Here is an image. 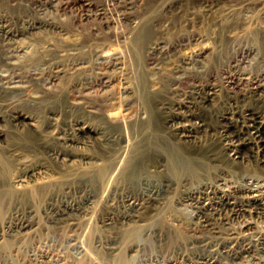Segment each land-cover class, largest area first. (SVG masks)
Listing matches in <instances>:
<instances>
[{
  "label": "bare ground",
  "instance_id": "bare-ground-1",
  "mask_svg": "<svg viewBox=\"0 0 264 264\" xmlns=\"http://www.w3.org/2000/svg\"><path fill=\"white\" fill-rule=\"evenodd\" d=\"M161 1V21L120 14L128 30L113 36L126 43L125 60L122 51L108 56L100 49L85 58L79 49L84 42L69 39L70 34L63 48L37 36L41 30L61 32L56 20L21 18L12 28L9 22L4 24L10 20L5 13L11 5L0 4V13L4 12L0 15V245L36 236L41 228L90 231L103 199L101 226L130 230L108 242L96 238L114 254L133 229L157 226L170 208L188 204L195 215L188 226L191 239L184 247L194 252H180L168 264H178V258L191 264H219L223 258L224 264H264V229L256 224L264 219V78L239 91L246 78L241 73L238 79L230 77L224 90L212 83L192 86L187 94L181 86L206 68L207 49L181 53L184 46L198 41L195 35L169 46L152 36L154 27H165L171 17H185L192 25L197 20L194 9L186 10L182 0ZM130 2L124 0V5ZM215 7L211 1L203 11ZM22 36L48 42L40 51L49 55L44 58L49 65L46 78L38 70L25 72L24 61L19 62L24 55L17 45ZM142 48L153 81L135 66ZM125 61L137 72L134 84L122 87L127 94L125 112L113 117L104 108L112 102L109 94L99 103L87 96L90 72L96 67L122 69ZM82 74L84 79L73 80ZM58 78H65V84L57 85ZM41 79L50 86L40 84V93L30 94L26 81ZM98 84L107 86L101 79ZM36 205H42L43 222L34 216ZM166 231L168 240L175 238L169 226ZM160 232L147 231L157 236ZM142 245L134 243L129 250Z\"/></svg>",
  "mask_w": 264,
  "mask_h": 264
},
{
  "label": "rangeland",
  "instance_id": "rangeland-1",
  "mask_svg": "<svg viewBox=\"0 0 264 264\" xmlns=\"http://www.w3.org/2000/svg\"><path fill=\"white\" fill-rule=\"evenodd\" d=\"M13 1L15 2L13 3ZM129 1H131V4L124 5V0H0V4H4L6 6L11 5L9 6L10 9H8V11H6L5 13L6 18L10 20L3 23L7 24L9 22V25L12 26V28H15V22H18L19 20H21V18H37L40 20L48 19L52 20L53 22L56 20L55 23H57L59 26L61 23V32H59L63 33V40H61V42L59 40V33H57L56 31L49 30L47 32V30H41L42 32L40 31L37 36L45 38L52 45L54 44L58 48H61V46L63 48L65 46L64 40H68V38H73L75 40L78 39L79 41L84 42V44H82L81 48L79 49L80 51H82L81 54L85 58H90L91 54L95 50L100 49L105 50L108 56H112L113 54L115 55V53L117 52L121 53L122 51L123 55L121 54V57H123L122 59L125 60L123 52L125 47L123 48L122 46H125L126 43L125 45H123L124 43H122L120 39H115V37L113 36L114 34L120 35L128 30L126 22L119 19L120 16H124L127 14L131 17H136L135 19L139 21L144 18H155L161 21L164 18L160 13L161 0H158L159 2L156 0ZM173 1L175 2L176 0ZM182 1L184 2V7L186 10L192 11L194 9V11L196 12L195 19L197 20L194 21L193 25L185 22L187 21L185 17H180V19L178 17H171L165 27H160L158 29V27L155 26L153 31L151 32L152 36H156L161 40L163 39L162 41H164L165 44L167 43L168 46L169 44L177 43L180 39H186L188 36H197V38L199 39L195 44L193 43V41L191 43L192 45H186L183 47L181 53L184 52V54L186 53L190 55V51L193 52L198 47H206L207 52L205 53L206 55L203 59L206 68L204 67L205 69L201 70L197 74L189 76L181 86L183 89H185L184 91H186L187 94H189L190 90L192 91L195 85L203 86L212 83L218 86L221 90H224L225 88H227L228 79L230 77L238 79L240 78L241 73L246 78L241 80L239 86L240 89L238 88L239 91H245L246 89L251 87V83L257 81V79L259 78H264L263 76H261V74H263L264 72V0ZM211 1L216 3L217 8L215 7L212 12L204 13V5ZM8 12L10 14H8ZM1 14H4V12H1L0 15ZM72 22H74V24H72ZM1 23L2 22H0V26ZM13 24L15 25L13 26ZM65 31H68V33H66ZM67 34L70 35L68 36ZM109 35L110 38L114 39L111 40L109 38ZM21 38H23L25 41L23 40L22 43L19 42L17 43V45H19L20 48L22 47L21 53L23 52V54L26 55H23L24 58L20 57L21 61H19L20 63L24 61L22 65L27 67H24L25 72L27 70L36 72L38 70L37 73H44L42 75V78H46L44 76H48L49 74V65L45 63L44 58H47V56L49 55L45 56L46 53L41 54L40 51H43V48L48 45V42L45 43L42 41V39L40 41L34 40L30 37L22 36ZM52 38L56 41H54ZM38 44H40V46ZM249 48H252V52L250 53L247 52V49ZM138 57V61L135 65L136 68H142V72H144L145 76H148L147 79L149 78L150 81H153L154 74H151V72H149V68L151 65H149L148 63L149 60L147 59L143 48L140 50ZM31 59H33V62ZM30 60L31 63H29ZM67 60L68 59H61V62L65 63L67 62ZM227 62L228 64H231L230 67H226L228 65ZM127 63V61L123 62L122 69L115 68L104 70L96 67L93 69V71L91 70L93 73L90 72V76L92 77V84L90 87L91 90H89L87 96L89 97V99L98 101L99 103V99L101 97L109 94L108 96L112 98V102H107L104 108L105 113L111 114V116L113 117H118V115L120 117L122 115V112H125L123 110L126 105L124 106L123 102L127 99V94H125L126 92L124 89H122V87L124 88L131 83V85L134 84V81H132V79L134 80V76L136 75L134 72H137V70L135 67H131ZM140 71L141 69L139 70V72ZM74 77L73 80L85 78L84 74ZM58 79L56 80L58 81L57 85L65 84V78ZM100 79L101 81H106L107 86L99 85L98 82L100 81ZM41 80L37 82L26 81L28 87L30 88H28L30 94L34 95L40 93L41 88L39 87L44 83H46L44 85L50 86V83H47L48 80ZM98 87L100 88L99 90H97ZM94 88V91H96V93L93 92ZM101 91L103 94L100 93ZM117 93H119V96L117 95ZM95 97H98L97 100ZM110 102L113 104H111ZM2 107H6L4 103ZM103 202L104 200L101 199L97 204L100 209L95 216L98 217L96 221L92 220L90 231H85V229L80 227L77 230L66 229L67 231H57L53 227H48L39 229L36 232V236H29L21 240L20 242L17 241V239H13V241L12 239H8L10 241H7L0 245V264H168L169 259L179 257L177 255H179L180 252H194L193 249L186 250L184 245H186V243L191 239V234L190 232H188V226L195 215V211H193L194 208L192 206L183 204L178 205L174 208H170L168 212L166 211L161 216V220L159 221L160 223L156 224L157 226L152 227V225L149 224L142 225V227L139 226L138 229L135 228L137 231L133 229V235L131 234V237L129 236L126 239H121L122 242L120 241L118 243L120 246L119 248H117V252L115 251L114 254H110L108 252V247L106 245V247H104V245H99L96 241V238L100 236L104 242H108L111 241L112 238L115 237V235L117 236L118 234L120 235L125 232L128 233L130 232V230L128 229L129 227L118 229L115 227L107 228L101 226L98 219L104 213ZM34 209L35 218L43 222L44 213L42 210V205H36ZM245 220L246 218L241 219L235 222V225H240V223L242 224ZM174 224L177 228L174 226ZM256 224L259 226V228L264 229V219H257ZM168 226L175 232L174 233L173 231H171L173 232V234H175V238H171L169 240L166 236V230ZM172 227H174L175 229ZM149 229H156V231H161V235L157 236L156 233H153L152 235L148 234L147 231ZM137 242L141 243V245L143 244L142 247L134 250L133 252H130V246ZM195 250L198 251L199 249ZM224 259L225 258L221 259L219 264H224L226 262V259ZM177 261H179L178 264H191L188 260L185 261V259L181 261L180 258H178Z\"/></svg>",
  "mask_w": 264,
  "mask_h": 264
}]
</instances>
